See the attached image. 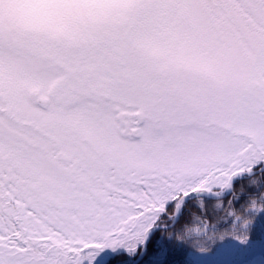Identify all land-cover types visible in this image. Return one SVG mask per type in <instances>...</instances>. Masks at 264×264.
<instances>
[{
	"label": "snow or ice",
	"instance_id": "1",
	"mask_svg": "<svg viewBox=\"0 0 264 264\" xmlns=\"http://www.w3.org/2000/svg\"><path fill=\"white\" fill-rule=\"evenodd\" d=\"M257 205L264 0H0V264H264Z\"/></svg>",
	"mask_w": 264,
	"mask_h": 264
},
{
	"label": "trees",
	"instance_id": "2",
	"mask_svg": "<svg viewBox=\"0 0 264 264\" xmlns=\"http://www.w3.org/2000/svg\"><path fill=\"white\" fill-rule=\"evenodd\" d=\"M195 210V209H193ZM151 257L145 261V264H151ZM187 261V255L185 251H177L173 254L171 258L172 264H186ZM115 264V262H113Z\"/></svg>",
	"mask_w": 264,
	"mask_h": 264
},
{
	"label": "clouds",
	"instance_id": "3",
	"mask_svg": "<svg viewBox=\"0 0 264 264\" xmlns=\"http://www.w3.org/2000/svg\"><path fill=\"white\" fill-rule=\"evenodd\" d=\"M217 204H219V207H217ZM196 207H199V204H197ZM223 207H224V205H223V202L222 201H216L212 205V211L213 212H220ZM257 207L260 208V210H264V206L257 205ZM193 211H195V210H193ZM209 223H212V221H209ZM218 238L219 239H223V235H221Z\"/></svg>",
	"mask_w": 264,
	"mask_h": 264
}]
</instances>
